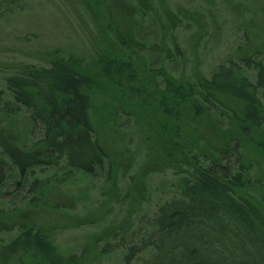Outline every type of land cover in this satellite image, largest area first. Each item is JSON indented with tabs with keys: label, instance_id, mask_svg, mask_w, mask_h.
Segmentation results:
<instances>
[{
	"label": "trees",
	"instance_id": "1",
	"mask_svg": "<svg viewBox=\"0 0 264 264\" xmlns=\"http://www.w3.org/2000/svg\"><path fill=\"white\" fill-rule=\"evenodd\" d=\"M130 48L86 64L56 56L7 80L0 125L24 114L27 130H0V160L9 181L25 177L26 196L0 186V235L16 232L0 237V264L96 262L84 251L62 256L37 211L57 210L49 197L61 195L72 173L91 177L89 168L103 167L98 128L118 114L153 139L150 157L185 175L154 215L114 228L106 242L124 252V264H264V59L228 62L188 82L151 69ZM104 168L109 179L112 167Z\"/></svg>",
	"mask_w": 264,
	"mask_h": 264
},
{
	"label": "rangeland",
	"instance_id": "2",
	"mask_svg": "<svg viewBox=\"0 0 264 264\" xmlns=\"http://www.w3.org/2000/svg\"><path fill=\"white\" fill-rule=\"evenodd\" d=\"M125 45L176 80H207L228 62L264 59V0H0V92L9 98L7 80L23 66L46 68L56 56L86 64L107 51L127 55ZM24 121V114L5 118L0 130H27ZM112 122L98 128L103 167L89 168L91 177L72 173L61 195L49 197L57 210L37 211L54 228L51 240L62 256L84 251L94 264H124V252L106 242L114 228L125 217L154 215L177 197L185 177L150 157L154 141L132 120L118 114Z\"/></svg>",
	"mask_w": 264,
	"mask_h": 264
},
{
	"label": "flooded vegetation",
	"instance_id": "3",
	"mask_svg": "<svg viewBox=\"0 0 264 264\" xmlns=\"http://www.w3.org/2000/svg\"><path fill=\"white\" fill-rule=\"evenodd\" d=\"M5 160V159H4ZM2 161L0 160V186H4V193L7 195V196H11L13 194H17V193H23V195L26 196V189L24 190L23 188V183H24V176H21V178H18L17 180L15 181H12V180H8L6 178V172L8 171L9 167L6 166L4 163L2 162H5V161ZM8 161H12V162H20V161H17V160H14L13 158H8ZM25 162V161H24ZM21 163V162H20ZM17 169L19 171H21L23 169V167H17ZM26 172V171H25ZM25 174V173H24Z\"/></svg>",
	"mask_w": 264,
	"mask_h": 264
}]
</instances>
